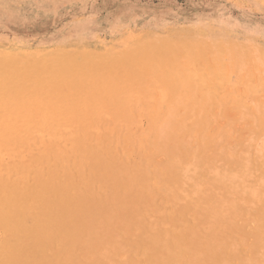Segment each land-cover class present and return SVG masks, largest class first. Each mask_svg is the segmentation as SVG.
I'll use <instances>...</instances> for the list:
<instances>
[{
    "label": "rangeland",
    "instance_id": "374dc122",
    "mask_svg": "<svg viewBox=\"0 0 264 264\" xmlns=\"http://www.w3.org/2000/svg\"><path fill=\"white\" fill-rule=\"evenodd\" d=\"M0 58L58 81L9 120L0 264H264V0H0Z\"/></svg>",
    "mask_w": 264,
    "mask_h": 264
},
{
    "label": "bare ground",
    "instance_id": "6f19581e",
    "mask_svg": "<svg viewBox=\"0 0 264 264\" xmlns=\"http://www.w3.org/2000/svg\"><path fill=\"white\" fill-rule=\"evenodd\" d=\"M10 48V47H9ZM23 48V47H22ZM18 49V48H17ZM6 50V49H5ZM22 50V49H21ZM54 50V49H53ZM71 50H73V49H71ZM11 51H13V50H11ZM18 51V50H17ZM32 51V50H31ZM15 52V51H14ZM2 53V52H1ZM8 53V52H7ZM40 53V52H39ZM159 53V52H158ZM164 53V52H163ZM165 53H167V52H165ZM13 54V53H12ZM36 55H37V53H35ZM153 54V53H152ZM151 54V55H152ZM4 55V54H3ZM29 55V54H28ZM44 55V54H43ZM47 55H48V53H47ZM56 55V54H55ZM168 55H170V54H168ZM6 56V55H5ZM8 56V55H7ZM15 56H17V54L15 55ZM45 56V55H44ZM184 56V55H183ZM18 57H19V55H18ZM2 58V57H1ZM0 58V59H1ZM6 58V57H5ZM10 58H12V57H10ZM39 58H40V56H39ZM46 58V57H45ZM56 58H57V56H56ZM90 58V57H89ZM171 58V57H170ZM188 58V57H187ZM4 58H2V60H3ZM13 59V58H12ZM30 59V58H29ZM81 59V58H80ZM184 59V58H183ZM31 60V59H30ZM33 60V59H32ZM31 60V61H32ZM78 60V59H77ZM14 62V61H13ZM32 62H34V61H32ZM182 62V61H181ZM187 62V61H186ZM176 63H178V62H176ZM227 63V62H226ZM61 64V63H60ZM182 64V63H181ZM188 64V63H187ZM186 64V65H187ZM190 64V63H189ZM192 64V63H191ZM209 64V63H208ZM211 64V63H210ZM223 64V63H222ZM244 64V63H243ZM18 65V64H17ZM56 65V64H55ZM68 65V64H67ZM115 65V64H114ZM185 65V66H186ZM254 65V64H253ZM14 66V65H13ZM19 66V65H18ZM181 66H184V65H181ZM184 66V67H185ZM193 66V65H192ZM226 65H224V67H225ZM230 66V65H229ZM58 67V66H57ZM132 68H134V67H132ZM181 68V67H180ZM188 68V67H187ZM190 68H192V67H190ZM214 68V67H213ZM254 68V67H253ZM257 68V67H256ZM67 70H70V71H72V69H70V68H66ZM145 69H146V67H145ZM193 69V68H192ZM220 69V68H219ZM67 70H64V71H67ZM225 70H227L226 72V75H229L230 74V71L228 70V69H224V71ZM182 71V70H181ZM184 71V70H183ZM205 71V70H204ZM229 71V72H228ZM231 71H232V68H231ZM234 71H235V68H234ZM238 71V70H237ZM256 71H257V69H256ZM18 72V71H17ZM207 72V71H206ZM23 73V72H22ZM186 73V72H185ZM198 73V72H197ZM216 73V72H215ZM183 74V73H182ZM187 74V73H186ZM192 74H193V72H192ZM251 74H252V72H251ZM184 75V74H183ZM189 75V74H188ZM194 75H195V73H194ZM222 75V74H221ZM186 76V75H185ZM192 76V75H191ZM201 76V75H200ZM199 76V77H200ZM230 76H231V74H230ZM253 76V75H252ZM141 77V76H140ZM188 77V76H187ZM186 77V78H187ZM195 76H193V78H194ZM220 77V76H219ZM144 78H146V76L144 77ZM195 78H198V76L197 77H195ZM224 78V77H223ZM250 78V77H249ZM254 78H256V77H254ZM149 79H150V81H152L151 80V78H148V81H149ZM213 79V78H212ZM220 79V78H219ZM224 79H226V78H224ZM146 80V79H145ZM147 81V82H148ZM187 81V80H186ZM146 82V81H145ZM188 82V81H187ZM200 82V81H199ZM253 82V81H252ZM56 83H58V81L57 80H46V79H43V76L42 77H33V76H27V77H23V76H19V75H17V73L14 71V72H12L11 73V71H8V69H6V71H3V72H0V134L3 132V128H9V133L11 134L10 136H5L3 133H2V135H0V215L1 214H3V212H6L5 214H8V213H10V212H12V205H14V204H18V203H14V202H10V201H7V205H5V204H3L2 203V200L5 198V187H7V188H10V186H6V180H8L7 178L9 177V174H10V168H7V166L6 167H4V162H5V159H4V156H6V154L8 153V154H10L12 151H14V148L15 147H17L20 143H23V145L24 146H26V148L27 149H30L31 148V143L30 142H32V138H30V137H21V135L23 134L24 135V133H31V131H39V128H40V126L38 125V124H35V123H32V122H30V121H28V120H26V119H24L23 121L21 120V121H16V122H11V121H9V120H13L12 119V115H13V113L15 112V111H18V110H16V109H23V108H29V103L32 101V98L34 97L36 100L38 99V97H40L41 96V94L42 93H45V92H47V91H49L48 90V88H46L47 87V85H51V84H56ZM143 84H145V83H143ZM156 84V83H155ZM218 84V83H217ZM147 85V84H146ZM259 85H261V84H259ZM218 86H219V84H218ZM223 86H225V85H223ZM251 86L253 87V83H252V85H250L248 88H251ZM258 87V86H257ZM146 88H147V86H146ZM221 88H223V87H221ZM235 88V87H234ZM156 89V88H155ZM241 89V88H240ZM239 89V90H240ZM243 89V88H242ZM154 90V89H153ZM159 90H160V88H159ZM206 90V89H205ZM251 90V89H250ZM262 90V89H261ZM162 90H160V92H161ZM178 91H180L179 89H178ZM237 91V90H236ZM241 92H242V90H240ZM113 92V91H112ZM158 92V91H157ZM166 92V91H165ZM241 92L239 93V94H241ZM244 92V91H243ZM251 92L252 93H255L256 91L254 90V91H252L251 90ZM249 93V94H251V96H252V93ZM257 92H258V94H257ZM257 92H256V94H254V95H259L260 96V91H258L257 90ZM52 93L53 92H50L49 94H48V97L46 98V99H48L47 101H49V102H53V100L51 99V97H50V95H52ZM132 93V92H131ZM156 93V92H155ZM164 93V92H163ZM175 93V92H174ZM264 93V92H263ZM113 94V93H112ZM138 94V93H137ZM136 94V95H137ZM145 94V93H144ZM123 95V94H122ZM125 95V94H124ZM159 95V93H157V96ZM162 95V94H161ZM176 95H178V94H176ZM206 95V94H205ZM253 95V96H254ZM120 96V95H119ZM155 95H153L152 97H150V100L152 101V100H154L153 99V97H154ZM208 96V95H207ZM237 96H239L238 94H237ZM244 96V95H243ZM139 97H141V96H139ZM159 97V96H158ZM178 97V96H177ZM193 97V96H192ZM258 97V96H257ZM257 97H254V100H255V98H257ZM156 98V97H155ZM181 98V97H180ZM180 98H179V100H180ZM249 98V97H248ZM92 99V98H91ZM139 100H137V101H139L140 102V98H138ZM162 99H164V98H162ZM194 99V98H193ZM123 101V100H122ZM155 101V100H154ZM160 101H162V100H160ZM96 102V101H95ZM175 102V101H174ZM173 102V103H174ZM190 102V101H189ZM192 102V101H191ZM132 103H134V102H132ZM155 103V102H154ZM161 103V102H160ZM213 103V102H212ZM58 104V103H57ZM178 104H180V102L179 103H176V106H179ZM242 104V103H241ZM134 105V104H133ZM142 105V104H141ZM158 105V104H157ZM160 106H158L159 108V110L161 109L160 107H161V104H159ZM163 105V104H162ZM174 105V104H173ZM182 107H183V105H182V103L180 104ZM236 105V104H235ZM244 105H247V103H245ZM128 106V105H127ZM138 106H140V104L138 105ZM137 106V107H138ZM214 106V105H213ZM96 107H98V105H96ZM130 107V106H129ZM135 107V106H134ZM141 107H143V105L141 106ZM186 107V106H185ZM184 107V108H185ZM246 107H248V106H246ZM250 107V106H249ZM251 108V107H250ZM140 110L141 108L140 107H138V108H136V113L138 112V110ZM157 109V108H156ZM148 111L149 110H151V108H149V109H147ZM159 110H157L158 112H159ZM170 110H172V109H170ZM56 111H57V109H56ZM134 111H135V108H134ZM213 111V110H212ZM59 112H60V110H59ZM150 112V111H149ZM149 112H147L148 114H146V117H147V115H148V117H149V115H153V114H150ZM172 112V111H171ZM154 113V112H153ZM122 114V113H121ZM155 114V113H154ZM107 115H109V114H107ZM107 115L105 114V116L107 117ZM143 115V114H142ZM121 116V115H120ZM121 117H123V116H121ZM154 117V116H153ZM104 118V117H103ZM109 118H110V116H109ZM149 118H151V120H152V116L151 117H149ZM155 118H156V116H155ZM158 118V117H157ZM37 119V118H36ZM56 119V118H55ZM54 119V120H55ZM164 119V118H163ZM162 119V122L164 121ZM112 120V119H111ZM121 120V119H120ZM56 121V120H55ZM127 121V120H126ZM136 121H138L137 119H136ZM166 121H167V119H166ZM118 122V121H117ZM153 122V121H152ZM61 123H63V122H57V125H56V127L55 126H53L54 128V131L55 130H57L56 128L57 127H59V128H61V127H63V125H60ZM122 123V122H121ZM138 123V122H137ZM146 123H148V122H146ZM153 123H155V122H153ZM152 123V124H153ZM180 123V122H179ZM182 123V122H181ZM186 123V122H185ZM123 124V123H122ZM131 124V123H130ZM132 124H133V122H132ZM135 124V123H134ZM175 124V123H174ZM75 125H77V124H75ZM108 125V124H107ZM124 125V128H125V126H127L126 124H123ZM129 125V124H128ZM147 125V124H146ZM181 125V124H180ZM109 127H111L112 125H108ZM115 126H117V125H115ZM119 126V125H118ZM117 126V127H118ZM140 126V125H139ZM152 126V125H151ZM151 126H150V128H151ZM133 127V126H132ZM136 127V126H135ZM142 127V124H141V126L139 127V129ZM175 127V126H174ZM174 127H172V128H174ZM76 128V127H75ZM105 128V127H104ZM112 128V127H111ZM110 128V129H111ZM128 128H129V126H128ZM143 128V127H142ZM145 128V127H144ZM158 128H160V127H158ZM63 129H65L66 131H68V132H70V134H71V131H72V127H71V129L70 128H68V127H64ZM118 129H120V128H118ZM117 129V130H118ZM130 129V128H129ZM183 129V128H182ZM128 130V129H127ZM134 130H135V128H134ZM145 130V129H144ZM174 130H175V128H174ZM173 130V131H174ZM176 130H178V128L176 129ZM53 131V132H54ZM99 131V130H98ZM105 131V130H104ZM130 131V130H129ZM140 131V130H139ZM142 129H141V131L139 132V134H141L142 133ZM73 132V131H72ZM94 132L96 133L97 131H95L94 130ZM111 132H113V131H111ZM124 132V131H123ZM131 132V131H130ZM133 132V131H132ZM109 133V132H108ZM116 133V132H115ZM114 133V134H115ZM148 133H150V132H148ZM154 133H155V131H154ZM158 133V132H157ZM36 134V133H35ZM38 135H39V132L37 133ZM36 134V135H37ZM73 135H75L74 133H72ZM72 134L70 135V137L72 136ZM186 134V133H185ZM41 135H42V133H41ZM67 135V134H66ZM142 135V134H141ZM150 135V134H149ZM158 135V134H157ZM49 135H47V136H45V137H42V138H45V139H47L48 140V138H50V137H48ZM77 136V135H76ZM88 136V135H87ZM122 136V135H121ZM142 136H144V135H142ZM156 136V135H155ZM209 136H210V134H209ZM51 137H53V136H51ZM69 137V138H70ZM41 138V139H42ZM67 139V137L65 136L63 139ZM75 137H71V141L74 139ZM95 138V137H94ZM99 138H100V136H99ZM115 139H116V135H115V137H114ZM123 138V137H122ZM139 138V137H138ZM140 138H141V136H140ZM146 138V137H145ZM144 137H143V139H145ZM149 138V137H148ZM157 138V137H156ZM51 139H53V138H51ZM56 139V138H55ZM55 139H53V140H55ZM59 139L61 140L62 139V136L61 137H59ZM86 139V138H85ZM98 139V138H97ZM114 139V140H115ZM158 139V138H157ZM156 139V140H157ZM95 140V139H94ZM100 140V139H99ZM142 140V139H141ZM237 140V139H236ZM50 141V140H49ZM41 142V141H40ZM48 142V141H47ZM69 142V141H68ZM76 142V141H75ZM97 142H99V141H97ZM123 142V141H122ZM145 142V141H144ZM225 142V141H224ZM62 143V142H61ZM71 143V142H70ZM69 143V144H70ZM73 143V142H72ZM81 143V142H80ZM93 144H94V141L92 142ZM38 144V143H37ZM77 144V143H76ZM143 144V143H142ZM142 144H141V148H142ZM50 145V147H51V144H49L48 143V146ZM62 145V144H61ZM71 145V146H70ZM69 146H66V147H71L70 149L71 150H73V147H72V144H70ZM75 145V144H74ZM124 145V144H123ZM36 147H37V145H35ZM35 146H34V148H35ZM99 146V145H98ZM121 146H122V143H121ZM145 146H147V145H145ZM151 146V145H150ZM45 147V146H44ZM44 147L43 148H41V150L42 149H44ZM65 147V148H66ZM84 147H86V146H84ZM88 147V146H87ZM153 147V146H152ZM159 147V146H158ZM25 148V149H26ZM38 148V147H37ZM81 148V147H80ZM90 148V147H89ZM106 148V147H105ZM104 148V149H105ZM122 148V147H121ZM155 148V147H154ZM69 149V150H70ZM91 149V148H90ZM99 149H100V147H99ZM149 149V148H148ZM37 150H39V149H37ZM36 150V151H37ZM40 150V151H41ZM67 150V149H66ZM92 150V149H91ZM102 150V149H101ZM121 150V149H120ZM156 150L157 149H155V152H156ZM18 151V150H17ZM16 151V152H17ZM29 151V150H28ZM27 151V152H28ZM43 151H45V150H43ZM158 151H159V149H158ZM158 151H157V153H158ZM19 152V151H18ZM17 152V153H18ZM26 152V153H27ZM70 152V151H69ZM82 152H83V150H82ZM81 152V153H82ZM103 152V151H102ZM151 152V151H150ZM161 152V151H160ZM13 153V152H12ZM25 153V154H26ZM32 153V152H31ZM37 153V152H36ZM62 153V152H61ZM94 153V152H93ZM106 153V152H105ZM104 153V154H105ZM15 154V153H14ZM20 154V153H19ZM38 154V153H37ZM43 154H45V152L43 153ZM73 154V153H72ZM16 155V154H15ZM40 155H42V154H40ZM78 155V154H77ZM84 155H86V154H84ZM97 155V154H96ZM30 156V155H29ZM28 156V157H29ZM79 156V155H78ZM102 156V155H101ZM13 157H14V155H13ZM19 157H21V156H19ZM55 157V156H54ZM61 157H63V156H61ZM60 156H59V158H61ZM89 157V156H88ZM98 157V156H97ZM100 157V156H99ZM160 157H162V156H160ZM159 157V158H160ZM169 157V156H168ZM171 157V159H172V156H170ZM9 158V157H8ZM81 158H82V156H81ZM13 159V158H12ZM12 159H11V161H12ZM54 159V158H53ZM72 159V158H71ZM92 159V158H91ZM165 159V158H164ZM163 159V160H164ZM175 159V158H174ZM189 159V158H188ZM192 159V158H191ZM21 160H23V156L21 157ZM57 160V159H56ZM78 160V159H77ZM80 160V159H79ZM82 160V159H81ZM93 160V159H92ZM96 160V159H95ZM103 160V159H102ZM112 160V159H111ZM127 160V159H126ZM162 160V159H161ZM163 160H162V162H163ZM105 161V160H104ZM108 161V160H107ZM106 161V162H107ZM172 161H174L173 159H172ZM190 161V160H189ZM188 161V162H189ZM48 162V161H47ZM99 162V161H98ZM102 162V161H101ZM109 162V161H108ZM107 162V163H108ZM113 162V161H112ZM111 162V163H112ZM176 162V161H175ZM178 162V161H177ZM40 163V162H39ZM44 163H45V160H44ZM44 163L42 164L43 166H44ZM50 163V162H49ZM68 163H70V162H68ZM80 163H82V162H80ZM154 163V162H153ZM41 164V163H40ZM53 164H54V162H53ZM96 164V163H95ZM100 164V163H99ZM106 164V163H105ZM60 165H62V163H60ZM70 165H72V164H70ZM83 165V164H82ZM97 165H98V163H97ZM101 165H102V163H101ZM110 165V164H109ZM28 166V165H27ZM53 166V165H52ZM93 166V165H92ZM108 166V165H107ZM110 166H112L113 167V165H110ZM142 166V165H141ZM13 167V166H12ZM15 167H16V165H15ZM15 167H13V168H15ZM23 167V166H22ZM37 167V166H36ZM54 167V166H53ZM63 167V166H62ZM70 167V166H69ZM79 167V166H78ZM94 167V166H93ZM98 167H100V166H98ZM97 167V168H98ZM112 167H111V169H112ZM115 167V166H114ZM114 167H113V171H114ZM12 168V169H13ZM33 168V167H32ZM38 168H39V165H38ZM41 168V167H40ZM43 168V167H42ZM60 168V167H59ZM80 168L81 167H79V170H80ZM89 168V167H88ZM120 168V167H119ZM119 168H115V169H119ZM153 168H155V167H153ZM175 168V167H174ZM178 168V167H177ZM24 169V168H23ZM29 169H31V168H29ZM34 169V168H33ZM37 169V168H36ZM51 169V168H50ZM55 169V168H54ZM70 169V168H69ZM99 169V168H98ZM110 169V170H111ZM123 169V168H122ZM225 169V168H224ZM14 170V169H13ZM40 170V169H39ZM51 170H53V169H51ZM94 170V169H93ZM103 170V169H102ZM111 170V171H112ZM24 171V170H23ZM32 171H34V170H32ZM48 171V170H47ZM61 171V170H60ZM70 172V170H67V172ZM74 171V170H73ZM77 171V170H76ZM107 171H109V170H107ZM120 171H122V170H119V172ZM125 171V170H124ZM25 172V171H24ZM28 172V171H27ZM27 172H25V174L27 173ZM39 172V171H38ZM63 172V171H62ZM81 172V171H80ZM93 172H95V171H93ZM99 172V171H98ZM118 172V170H117V173H119ZM129 172H130V170H129ZM21 173V172H20ZM19 173V174H20ZM35 173V172H34ZM100 173V172H99ZM19 174H17V175H19ZM33 174V173H32ZM41 174V173H40ZM54 174V173H53ZM61 174V173H60ZM63 174V173H62ZM101 174V173H100ZM106 174V173H105ZM107 174H108V172H107ZM14 175H16V174H14ZM28 175V174H27ZM49 175V174H48ZM66 175V174H65ZM77 175V174H76ZM82 175V174H81ZM90 175V174H89ZM110 175V174H109ZM128 175V174H127ZM130 175V174H129ZM22 176V175H21ZM31 176V175H30ZM35 176V175H34ZM40 176V175H39ZM102 176V175H101ZM104 176V175H103ZM120 176V175H119ZM207 176V175H206ZM16 178L18 177V176H15ZM15 177H13V178H15ZM19 177H20V175H19ZM24 177H25V175H24ZM23 177V178H24ZM28 177V176H27ZM51 177V176H50ZM56 177V176H55ZM71 177V176H70ZM90 177V176H89ZM94 177H96L95 175H94ZM105 177V176H104ZM155 177V176H154ZM26 178V177H25ZM38 178V177H37ZM63 177H61V179H62ZM69 178V177H68ZM79 179H80V181H81V178L80 177H78ZM77 178V179H78ZM121 178H122V175H121ZM143 178V177H142ZM26 179H28V178H26ZM34 179H35V177H34ZM55 179V178H54ZM60 179V178H59ZM18 180V179H17ZM35 180H37V179H35ZM66 180V183L68 182L67 181V179H65ZM64 180V181H65ZM68 180H70V179H68ZM74 180V179H73ZM72 180V181H73ZM83 180V179H82ZM86 181H87V178L85 179ZM89 180H91V179H89ZM94 180V179H93ZM96 180V179H95ZM119 180V179H118ZM118 180L116 179V181H117V183H118ZM11 181V180H10ZM43 181V180H42ZM51 181V180H50ZM58 181V180H57ZM63 181V182H64ZM78 181V180H77ZM99 181V180H98ZM108 181V180H107ZM106 181V182H107ZM124 182H125V180H123ZM147 181V180H146ZM157 181V180H156ZM17 182H20V181H17ZM24 182V181H23ZM26 182V181H25ZM71 182V181H70ZM68 183V185H70L71 183ZM83 182H84V180H83ZM136 182V181H135ZM21 183V182H20ZM27 183V182H26ZM34 183V182H33ZM44 183V182H43ZM65 183V184H66ZM91 183V182H90ZM148 183V182H147ZM161 183V182H160ZM9 184V183H8ZM11 184V183H10ZM23 184V183H22ZM22 184H20V185H22ZM44 184H46V183H44ZM62 184V183H61ZM97 184V183H96ZM121 184V183H120ZM34 185V184H33ZM40 185V184H39ZM59 185V184H58ZM64 185V184H63ZM78 185V184H77ZM93 185V184H92ZM100 185V184H99ZM118 185H119V183H118ZM167 185V184H166ZM240 185V184H239ZM36 186V185H35ZM94 186V185H93ZM112 186V185H111ZM154 185L152 184V186L151 187H153ZM23 187V186H22ZM67 187V186H66ZM70 187H72V186H70ZM85 187H87V186H85ZM90 187V186H89ZM122 187V186H121ZM156 187V186H155ZM12 188V187H11ZM32 188V187H31ZM34 188V187H33ZM60 188V187H59ZM62 188V187H61ZM65 188V187H64ZM63 188V189H64ZM74 188V187H73ZM77 188H79V187H77ZM91 189H92V187H90ZM97 188H99V187H97ZM158 188V187H157ZM160 188V187H159ZM19 189V188H18ZM37 189V188H36ZM90 189V190H91ZM103 189H105V188H103ZM121 189V188H120ZM154 189V188H153ZM20 190V189H19ZM53 190V189H52ZM68 190H71V189H68ZM81 190V189H80ZM121 190H123V189H121ZM127 190V189H126ZM14 191V190H13ZM42 191H43V189H42ZM16 192H17V190H16ZM26 192V191H25ZM36 192V191H35ZM34 192V193H35ZM41 192V191H40ZM44 192V191H43ZM47 192V191H46ZM52 192V191H51ZM65 192V191H64ZM45 193V192H44ZM56 193H57V190H56ZM68 193V192H67ZM73 193V192H72ZM71 194V193H70ZM74 194V193H73ZM79 194V193H78ZM77 194V195H78ZM26 195V194H25ZM50 195V194H49ZM72 195V194H71ZM76 195V196H77ZM192 195V194H191ZM18 196V195H17ZM24 196V195H23ZM28 196V195H27ZM36 196V195H35ZM38 196V195H37ZM42 196H43V193H42ZM62 196V195H61ZM31 197H32V194H31ZM60 197V196H59ZM58 197V198H59ZM66 197V196H65ZM17 198V197H16ZM57 198V199H58ZM34 199V198H33ZM46 199H47V197H46ZM48 199H49V197H48ZM83 199V198H82ZM17 200V199H16ZM40 200H41V198H40ZM69 200H70V198H69ZM12 201H13V199H12ZM15 201V200H14ZM18 201H20V200H18ZM38 201V200H37ZM64 201V200H63ZM63 201H62V203H63ZM71 201V200H70ZM29 202V201H28ZM44 202V201H43ZM60 203H61V200L59 201ZM66 202V201H65ZM78 202H79V200H78ZM6 203V202H5ZM12 203H14V204H12ZM36 203V202H35ZM44 203H46V201L44 202ZM54 203H55V201H54ZM56 203H57V201H56ZM23 204V203H22ZM28 204V203H27ZM26 204V205H27ZM33 204V203H32ZM37 205V204H36ZM53 205V204H52ZM25 206V205H24ZM28 206V205H27ZM26 206V207H27ZM48 206V205H47ZM59 206V205H58ZM68 206H69V204H68ZM14 207V206H13ZM19 207H21V206H19ZM36 207V206H35ZM17 208H18V205H17ZM23 208V207H22ZM25 208V207H24ZM23 208V209H24ZM15 209V208H14ZM47 209H49V208H47ZM20 210H22V209H20ZM30 210L31 211H33L31 208H30ZM50 210V209H49ZM8 211V212H7ZM16 211V210H15ZM24 211V210H23ZM51 211V210H50ZM25 212V211H24ZM34 212V211H33ZM37 212V211H36ZM64 212V211H63ZM21 213V212H20ZM31 213V212H30ZM11 215V214H10ZM34 215V214H33ZM45 215H47V214H45ZM16 216H18V215H16ZM31 216V215H30ZM40 216V215H39ZM13 217V216H12ZM14 218V217H13ZM18 218H19V216H18ZM18 218H17V220H18ZM21 218V217H20ZM8 219V218H7ZM7 219H5V220H7ZM10 219H11V216H10ZM39 219H40V217H39ZM12 220V219H11ZM21 220V219H20ZM35 220V219H34ZM52 220V219H51ZM53 221V220H52ZM51 221V222H52ZM18 222H19V220H18ZM27 222H28V220H27ZM32 222H33V220H32ZM42 222V221H41ZM4 223V222H3ZM6 223V222H5ZM8 223V222H7ZM11 223H12V221H11ZM14 223V222H13ZM31 223V222H30ZM37 223V222H36ZM47 223V222H46ZM54 223V222H53ZM19 224H21V223H19ZM47 224H49V225H51L50 223H47ZM11 225V224H10ZM29 226V225H28ZM36 226V225H35ZM42 226V225H41ZM46 225H44V227H45ZM15 227V226H14ZM20 227H21V225H20ZM19 227V228H20ZM16 228V227H15ZM11 230H14V229H12V228H10ZM28 230H30L29 228H27ZM3 230V229H2ZM6 230V229H5ZM9 231L10 230H8V233H9ZM15 231H16V229H15ZM15 231H14V234H15ZM20 231V230H19ZM25 231V230H24ZM31 231H32V229H31ZM12 232V231H11ZM16 232H18V231H16ZM25 232H27V230L25 231ZM0 233H1V228H0ZM4 233V232H3ZM5 233H7V231H5ZM13 234V235H14ZM4 234H2V236H3ZM19 236V235H18ZM26 236V235H25ZM31 236V235H30ZM49 236V235H48ZM17 237V236H16ZM19 238V237H18ZM30 238H32V237H30ZM11 239V238H10ZM0 240H1V235H0ZM18 240H20V239H18ZM17 241V240H16ZM15 241V242H16ZM21 241V240H20ZM42 241V240H41ZM40 241V242H41ZM10 242H11V240H10ZM13 243V242H12ZM23 243V242H22ZM28 244V243H27ZM54 244V243H53ZM2 245V244H1ZM55 246V245H54ZM14 248V247H13ZM10 249V248H9ZM2 250V249H1ZM4 250V249H3ZM3 250H2V252H3ZM8 250V249H7ZM12 250V249H11ZM10 250V251H11ZM9 251V252H10ZM1 252V253H2ZM6 253H8V251L6 252ZM11 253V252H10ZM4 254V253H3ZM1 257V256H0ZM6 257H8V255L6 256ZM7 259V258H6ZM9 259V258H8ZM4 260V259H3ZM12 260V259H11ZM25 260H27V259H23V261H25ZM9 261V260H8ZM1 262V261H0ZM6 263V262H5ZM9 263V262H8ZM11 263V262H10ZM9 263V264H10ZM7 264V263H6Z\"/></svg>",
    "mask_w": 264,
    "mask_h": 264
}]
</instances>
